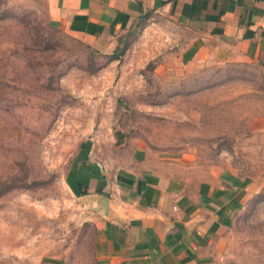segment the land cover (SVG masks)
Returning a JSON list of instances; mask_svg holds the SVG:
<instances>
[{
	"label": "rangeland",
	"instance_id": "rangeland-1",
	"mask_svg": "<svg viewBox=\"0 0 264 264\" xmlns=\"http://www.w3.org/2000/svg\"><path fill=\"white\" fill-rule=\"evenodd\" d=\"M187 37L156 14L99 50L52 26L44 0H0V264H96L67 172L83 140L103 148L114 129L189 177L229 169L264 188V66L186 63ZM254 200L214 236L208 264H264V194Z\"/></svg>",
	"mask_w": 264,
	"mask_h": 264
},
{
	"label": "crops",
	"instance_id": "crops-1",
	"mask_svg": "<svg viewBox=\"0 0 264 264\" xmlns=\"http://www.w3.org/2000/svg\"><path fill=\"white\" fill-rule=\"evenodd\" d=\"M44 3L51 25L99 50L113 47L112 40L137 20L158 14L188 34L179 54L186 63L239 59L264 66V0ZM106 139V150L96 140H83L67 172L95 230L96 264H208L214 236L261 189L229 169L189 177L183 160L127 141L122 128Z\"/></svg>",
	"mask_w": 264,
	"mask_h": 264
},
{
	"label": "trees",
	"instance_id": "trees-1",
	"mask_svg": "<svg viewBox=\"0 0 264 264\" xmlns=\"http://www.w3.org/2000/svg\"><path fill=\"white\" fill-rule=\"evenodd\" d=\"M3 13V12H1ZM4 14V13H3ZM53 26V25H52ZM55 27V26H54ZM56 28V27H55ZM121 53V51H117V48L114 49V52L112 53V55L110 56V58L116 59L119 57V54ZM264 194V188L261 189L260 191H258L257 193L253 194L252 197L255 198V202H259L261 196L263 197Z\"/></svg>",
	"mask_w": 264,
	"mask_h": 264
}]
</instances>
